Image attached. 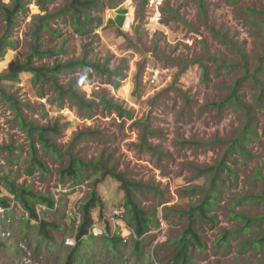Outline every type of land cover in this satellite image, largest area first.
<instances>
[{"label": "rangeland", "instance_id": "374dc122", "mask_svg": "<svg viewBox=\"0 0 264 264\" xmlns=\"http://www.w3.org/2000/svg\"><path fill=\"white\" fill-rule=\"evenodd\" d=\"M0 1L10 3V0ZM27 1L28 9L19 16L12 37L15 46L1 58L0 74L25 60L32 44L31 32L36 19L45 13L38 0ZM67 1L53 0L48 7L49 13ZM103 1L106 5L103 10L93 14L102 20V24H89L91 31L88 34L75 32L65 20L50 22L52 33L42 31L41 34L42 49H59L61 53L34 60V65L40 67L87 57V61L100 65L108 61L110 70L118 69L123 76L118 87L114 86L118 78L98 73L87 75L83 70L58 76L64 86L81 81L79 92L86 99L96 101L90 112L76 109L68 99L56 103L57 94L53 88L49 84H35L28 74L21 75L18 83L1 84L21 102V114L27 121L42 126L59 125L60 131L53 141L65 157L60 160L40 149L48 173L35 172L26 176V132L14 120L12 111L0 101V147H12L11 153H0V175L13 177L17 184L29 185L33 191L55 194L58 212H47L45 217L64 226L61 231L54 232L56 244L53 247L45 241L37 242L36 229L32 226L36 221L30 220V226H27L28 215L14 204L9 226L0 224V241L6 245L0 250V264H64L65 247L74 244V231L80 217L77 212L79 202L85 198L81 196L82 190L71 187L70 180H64L62 188L59 184L58 174L68 165V153L87 163L107 159L110 167L160 193L149 190L139 195L142 206L149 211L156 210V218L163 224L145 235L142 255L137 256L133 253L134 237L130 229L124 227V219V226L112 221L113 211L123 205L119 184L110 178L104 179L97 189L105 208L101 220L94 215L93 232L100 238L104 235L106 223H111L112 230H118L125 244L119 254L114 255L98 239L93 247L84 251V255L94 257L97 264H167L172 249L163 245L176 240L185 227V218L177 210L186 209L201 197L185 193L186 189L194 186L206 188L205 179L196 178L194 168L217 165L227 152L226 142L235 138L244 125L241 111L235 108L218 111L211 107L229 93L241 71L225 72L218 68L220 61L229 64L238 63L239 59L234 51L211 34L210 28L226 34L237 45L243 43L253 67L261 53L263 40L257 29L246 22L242 9L259 10L264 7V0H240L237 5L232 4V0H205L206 24L196 0ZM107 11L113 18L106 20ZM2 28L0 15V34ZM204 49L211 60L206 58ZM152 77H155L154 83L150 82ZM241 92L245 101L253 102L256 90L252 82L247 81ZM101 98L111 99L130 111L133 120L118 118L103 107ZM141 123L155 133L147 140L162 152L161 155L140 145ZM83 131L94 134L71 146L72 139ZM256 132L257 137L250 138L246 146L248 156L240 152L227 156V163L235 175L223 176L222 194L212 212L218 223L201 226L205 249H194L192 264H264V250H250L246 254L238 252L239 244L256 236L257 229L246 236L231 239L228 247L216 245L224 231L233 230L238 224L230 220L231 212H243L251 217L264 214L263 202L238 203L245 196L264 194V182L254 176L257 170L264 175V116L259 112ZM213 141L225 143L209 144ZM186 142L207 144L189 145ZM88 174L86 192L98 178L92 170ZM43 210L45 208H38V212ZM63 212L65 221L59 217ZM2 219L3 211L0 210ZM17 250L19 253L13 254Z\"/></svg>", "mask_w": 264, "mask_h": 264}, {"label": "trees", "instance_id": "16d2710c", "mask_svg": "<svg viewBox=\"0 0 264 264\" xmlns=\"http://www.w3.org/2000/svg\"><path fill=\"white\" fill-rule=\"evenodd\" d=\"M196 1L204 24H206L207 10L205 0ZM239 1L232 0V4L237 5ZM52 2L53 0H38L41 11L45 13L36 19L34 29L31 32L32 44L25 60L21 64L11 67L7 73L0 74V101L12 111L14 120L26 132V140L28 142L26 176H32L35 172L43 175L48 173V168L40 157V149L60 160L64 159V153L61 152L57 144L53 141V138L58 135L60 127L57 124L53 126H42L27 121L21 114V102L15 98L14 94L9 93L5 88L1 87V84L4 82L18 83L20 82L21 75L28 74L32 77L35 84H49L53 88L57 94L55 99L56 103L60 104L64 99H68L76 109L90 112L96 105V101L86 99L79 92L81 81H72L64 86L60 83L58 76L83 70L87 75L98 73L105 77L118 78L114 82L115 87H118L119 80L123 78L122 74L118 73V69H109L108 61L100 65L99 63L87 61V57L73 59L65 63H55L52 66L38 67L34 65L35 59L42 60L61 53L59 49H42L41 34L42 31L52 33L49 27L50 22L55 20L68 21L75 32L85 35L91 31L88 28L89 24L95 23L96 26L102 24V20L96 16L94 17L93 14L96 15L106 6L103 0H69L58 10L49 13L48 7ZM28 5L27 0H10L9 4L0 1V15L3 22V28L0 34V61L7 50L15 46L12 37L18 23V18L22 13L27 11ZM242 12L244 13L246 22L257 29L258 34L262 38V50L257 56L255 65L252 67L245 54L243 43L237 45L226 34L210 28L211 34L228 46L230 50L234 51L239 59L238 63L229 64L220 61L218 68L225 72H232L237 69L241 71V76L230 86L229 93L220 102L213 103L211 107L217 108L218 111H223L227 108H235L241 111L244 117V125L235 138L226 142L228 144L227 152L217 165L205 168H194L196 173L195 177L205 179L206 188L203 189L201 186H194L186 189L185 193L200 195L201 197L197 203H190L186 206V209L177 210L179 215L185 218V227L176 240L163 245L172 249L167 264H192L194 261L192 258L194 249L199 251L205 249L200 235V228L202 225H217L218 221L212 212L217 207L219 197L222 194V186L225 183L223 176L235 175V171L227 163L229 154L240 152L248 156L246 146L250 143L249 139L257 137V114L259 112L264 116V80L262 79V74L264 73V7L259 10L246 7L242 9ZM204 50L206 58L211 60L212 57L206 52V49ZM247 81L252 82L256 90L252 103L245 101L241 92ZM100 102L105 109L114 112L118 118L133 120V114L113 100L101 98ZM92 134L94 133L89 131L78 133L72 139L71 146L77 145ZM154 134L148 130L145 123L140 124V145L151 153L161 155L162 152L149 144L147 140L148 136ZM213 143L221 144L225 142L213 141L209 144ZM186 144L206 145L207 143L186 142ZM11 151V146L0 147V153H11ZM68 156L67 167L61 169L58 174V181L61 188L65 186L64 180L66 179L70 180L72 188L88 183L87 180L90 178L88 174L89 170H92L93 175H98V178L91 184V188L86 192L85 198L79 202L77 212L80 217L74 231V244L65 247L67 255L64 264H97L95 258L85 256L84 251L93 247L98 239L101 240V244L105 245L108 252L114 255L119 254V249L125 244L118 230L115 229L113 232L111 223H106V234L101 235L100 238L95 236L93 232V225H95L94 215L96 214L98 220H101L102 212L105 208V204L98 193L97 187L106 178H110L119 184V189L123 194V219L132 231L134 237L133 253L137 256L142 255L145 235L160 227V219L158 217L156 218L157 211L146 210L139 200V195H144L152 189H150L149 185L134 181L126 177L124 173L110 167L107 159L100 158L95 162L87 163L82 158L70 153H68ZM254 176L256 179L264 182V175H261L259 170L255 172ZM152 191L160 194L157 189H153ZM243 201L246 204L264 203V194L245 196L238 203ZM12 203L19 205L22 211L28 215V219L25 221L27 226H30V220L36 221V224L32 225L36 229L35 240L37 242L45 241L46 244L53 247L56 244L53 235L54 232L61 231L64 227L60 223L47 220L45 217L47 212H58V201L55 200L54 196L51 193L43 194L33 191L29 185L17 184L13 177L0 175V209L3 210V219L0 220L1 226H9L8 221L14 209L12 208ZM39 207H43L45 210L38 212ZM229 216L230 220L236 221L238 224L233 230L223 232L222 237L216 244L217 246L228 247L231 239L246 236L254 229H257L258 233L256 236L247 238L239 244L238 252L240 254H246L250 250H264V214L251 217L243 212H231ZM59 217L65 221V212L59 215ZM61 244L63 243L61 242ZM5 248V243L0 241V250H4ZM17 253H19V250L13 254Z\"/></svg>", "mask_w": 264, "mask_h": 264}, {"label": "built area", "instance_id": "2783aa9c", "mask_svg": "<svg viewBox=\"0 0 264 264\" xmlns=\"http://www.w3.org/2000/svg\"><path fill=\"white\" fill-rule=\"evenodd\" d=\"M108 12V13H107ZM106 13H107V15H106V20H109V19H111V18H113V17H111V14L109 13V11H107ZM125 15V17H127L128 19L130 18L129 16H128V14L127 13H125L124 14ZM151 80H150V82L151 83H154L155 82V77H152V78H150ZM86 186H87V183H85V184H82V185H79V186H76L74 189L76 190H82L83 192L81 193L82 195L81 196H85V193H86ZM53 196H54V198H56V201H57V197H56V195L55 194H52ZM14 204L15 203H12V208L14 207ZM1 211H3L2 209H0ZM112 219H114V220H112L113 222H114V224H119V226H120V224L121 225H125L124 224V222H123V210H122V207L121 208H118V209H115L114 211H113V215H112ZM159 222H160V226L162 227V221H161V219L159 220ZM95 227V225H93V228ZM125 228H128V230H129V227H127L126 225L124 226ZM129 231H131V230H129ZM106 232V231H105ZM104 232V234H106ZM114 232V231H113ZM131 233H132V231H131ZM133 235V234H132Z\"/></svg>", "mask_w": 264, "mask_h": 264}, {"label": "crops", "instance_id": "0c3cea01", "mask_svg": "<svg viewBox=\"0 0 264 264\" xmlns=\"http://www.w3.org/2000/svg\"><path fill=\"white\" fill-rule=\"evenodd\" d=\"M125 16V15H124ZM127 18V17H126ZM127 20H129L128 18H127Z\"/></svg>", "mask_w": 264, "mask_h": 264}]
</instances>
